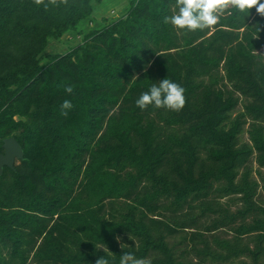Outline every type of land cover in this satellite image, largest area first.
<instances>
[{"label":"trees","instance_id":"16d2710c","mask_svg":"<svg viewBox=\"0 0 264 264\" xmlns=\"http://www.w3.org/2000/svg\"><path fill=\"white\" fill-rule=\"evenodd\" d=\"M103 2L0 0V154L8 138L24 150L0 176V264H119L125 252L145 264H264V173L252 167L264 169V17L232 10L189 32L163 22L175 0H129L122 18L47 53ZM164 78L184 87L185 107L138 108ZM224 229L232 239L215 234ZM177 237L198 263L177 254Z\"/></svg>","mask_w":264,"mask_h":264},{"label":"clouds","instance_id":"9594fccd","mask_svg":"<svg viewBox=\"0 0 264 264\" xmlns=\"http://www.w3.org/2000/svg\"><path fill=\"white\" fill-rule=\"evenodd\" d=\"M67 3V0H34L36 5H44L47 9L48 5H58V3ZM175 9L173 15L164 18L165 24H171L179 30H187L195 32L205 29H212L218 25L221 17L232 10L242 14L243 16L250 13L255 8L256 13L264 17V0H175ZM257 33L261 30V25L256 26ZM253 38H258L255 35ZM65 93L71 95L74 91L72 85L64 86ZM185 89L179 83L173 82L169 78H164L158 84H152L147 91L140 94L135 104L141 110H145L148 106L157 109L165 108L171 111L179 112L186 105ZM70 100L65 99L61 104V115L67 116L68 112L73 108ZM119 240V238H117ZM122 247V244H121ZM95 264H110L109 259L104 256L96 259ZM119 264H145L143 260L136 259L131 253H123L120 257Z\"/></svg>","mask_w":264,"mask_h":264},{"label":"rangeland","instance_id":"374dc122","mask_svg":"<svg viewBox=\"0 0 264 264\" xmlns=\"http://www.w3.org/2000/svg\"><path fill=\"white\" fill-rule=\"evenodd\" d=\"M128 3H129V0H104V2L102 3L101 7L95 13V16H94V18L96 19L95 22L98 23V25H100V24L103 25L104 24V22H103L104 18L108 19V22L116 21V20L122 18L126 14V12L128 10V7H129ZM87 22H88V20H86L83 23H81V25L79 26L80 29H82V28H90V24L87 23ZM92 22H93V20H92ZM76 33H78V31H76L75 34ZM75 34H71L72 38L78 39L77 43L81 42L80 38L83 37V34H80V33L76 34V35ZM68 38H70V37H64L61 41H57L55 39L51 40L50 44H49V47L47 49L49 51L47 53L50 54V55L51 54L58 55V54L67 53L69 50H71L72 48H74L76 46L75 45L76 42L73 41L72 38L71 39H68ZM237 111H243L242 105L238 107ZM236 115H237V112L233 115V117H236ZM241 142L242 143H249V136H248L247 133H244L241 136ZM18 162H17V164H18ZM252 167H253V173H254L253 176H254V178L259 180V178L257 176V173L260 170L264 173V169H260L259 168V166L255 162V158L252 160ZM231 199H234V198L228 197V198L217 200V202L221 203L222 205H227V203H229V201ZM258 202L262 206H264V191L262 190V188L259 190ZM240 207H241L240 204H235V205L232 206V209L235 210V209L240 208ZM210 223L211 222L209 220V221H205L204 224H206L205 226H207ZM187 231L190 233V232H192L194 230H187ZM223 231L224 232L218 231L215 234L217 236H219L220 238L232 239L233 233L231 231H229L228 229H224ZM119 240H120L122 245L130 243V239L129 238H125L124 237V238H120ZM172 242L177 245V254L179 256H181V257H184L185 261H187L189 263H191V262L198 263L199 262L198 258L194 254L190 253V247L191 246L189 245L188 242H184L183 243V241H181L180 237L175 238ZM244 242L246 244H248L250 242L249 238L245 239ZM232 264H251V259L248 258V257H241L239 259H236Z\"/></svg>","mask_w":264,"mask_h":264},{"label":"water","instance_id":"95a60500","mask_svg":"<svg viewBox=\"0 0 264 264\" xmlns=\"http://www.w3.org/2000/svg\"><path fill=\"white\" fill-rule=\"evenodd\" d=\"M4 154H0V176L4 168L15 169L18 161L24 159V150L15 138H8L3 141Z\"/></svg>","mask_w":264,"mask_h":264},{"label":"crops","instance_id":"0c3cea01","mask_svg":"<svg viewBox=\"0 0 264 264\" xmlns=\"http://www.w3.org/2000/svg\"><path fill=\"white\" fill-rule=\"evenodd\" d=\"M95 21H96V19L93 20V22H92V20H89V19H88V22H87V23L90 24V28H82V29H80V27H79V29H78V33H76V34H79V33H88V32H90L91 30H94L95 28H98V27H101V26H102L101 24L98 25V23H96ZM94 22H95L96 24H95ZM96 25H97V26H96ZM71 34H75V32L69 33V34H67V35L64 36V37H70V38H68V39H71V38H72V35H71ZM76 34H75V35H76ZM64 37H63V38H64ZM63 38H62V39H63ZM79 38H80V37H79ZM62 39H61V40H62ZM72 39H73V41L76 42V44H75L76 46L79 45V44H81V42H82V38H80L81 42H79V43H77V42H78V39H74V38H72ZM61 40H60V41H61ZM76 46H75V47H76Z\"/></svg>","mask_w":264,"mask_h":264}]
</instances>
